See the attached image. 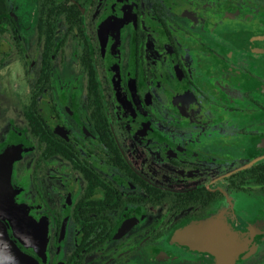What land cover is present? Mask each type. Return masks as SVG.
Instances as JSON below:
<instances>
[{
    "label": "flooded vegetation",
    "instance_id": "flooded-vegetation-1",
    "mask_svg": "<svg viewBox=\"0 0 264 264\" xmlns=\"http://www.w3.org/2000/svg\"><path fill=\"white\" fill-rule=\"evenodd\" d=\"M14 144L44 254L0 219L29 264H210L177 239L210 219L259 227L236 264H264V0H0V153Z\"/></svg>",
    "mask_w": 264,
    "mask_h": 264
},
{
    "label": "water",
    "instance_id": "water-1",
    "mask_svg": "<svg viewBox=\"0 0 264 264\" xmlns=\"http://www.w3.org/2000/svg\"><path fill=\"white\" fill-rule=\"evenodd\" d=\"M16 145L18 144H14L11 148L0 153V218L8 217L21 239L35 246L38 252L44 254L46 226L42 224L39 229H35L31 217L15 201L11 169L14 159L19 157L22 149ZM261 232L257 226L249 227L245 231L234 230L223 219H210L190 228L182 229L178 233L177 239L194 248L214 254L216 260L210 264H236L240 253L246 251L254 236ZM30 262L31 259L22 254L7 237L5 227L0 219V264H29Z\"/></svg>",
    "mask_w": 264,
    "mask_h": 264
},
{
    "label": "rangeland",
    "instance_id": "rangeland-1",
    "mask_svg": "<svg viewBox=\"0 0 264 264\" xmlns=\"http://www.w3.org/2000/svg\"><path fill=\"white\" fill-rule=\"evenodd\" d=\"M64 55H66V61L71 58V49H70L69 44L65 48ZM64 65L67 66L66 64H64ZM15 70H17V69H15ZM18 71H14V75H13L14 76L13 77L14 88H16L17 86H21V82H20V80H18L20 78V73H18ZM62 79L66 80V78H63V77H62ZM5 103H6V101L2 102V105H4ZM7 118L11 119V124L13 125V128L11 130L12 133L15 135L21 134V130L23 127L22 126L23 125V118L20 114L19 108L14 107L12 112L10 113V116H8ZM2 119L3 118H1V121H2ZM55 168H56L55 166L53 168H49V169H47V172H46L47 185L51 188V191H52V193H51L52 198L50 200L52 202V204H57V169H55ZM26 197L30 201L32 199L31 193L27 192Z\"/></svg>",
    "mask_w": 264,
    "mask_h": 264
},
{
    "label": "trees",
    "instance_id": "trees-1",
    "mask_svg": "<svg viewBox=\"0 0 264 264\" xmlns=\"http://www.w3.org/2000/svg\"><path fill=\"white\" fill-rule=\"evenodd\" d=\"M77 12L79 13V9H77ZM59 13L62 14L63 24L67 27L70 26L74 18L73 9H70L69 6H58L57 5V17L59 16Z\"/></svg>",
    "mask_w": 264,
    "mask_h": 264
}]
</instances>
